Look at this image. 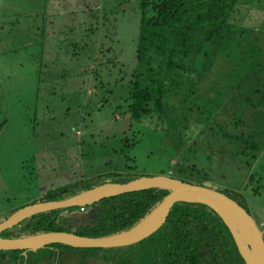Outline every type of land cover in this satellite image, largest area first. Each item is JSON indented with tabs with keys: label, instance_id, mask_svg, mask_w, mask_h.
<instances>
[{
	"label": "trees",
	"instance_id": "16d2710c",
	"mask_svg": "<svg viewBox=\"0 0 264 264\" xmlns=\"http://www.w3.org/2000/svg\"><path fill=\"white\" fill-rule=\"evenodd\" d=\"M121 1L118 4L124 7L129 2ZM83 5L95 19L94 28L92 24L86 28L93 34L99 29L98 13L102 11L89 2ZM110 9L102 16L104 22L109 19L107 15L119 13L113 5ZM70 11L76 13L75 8ZM120 13L124 22L120 27L134 24L138 31L130 94L123 102L125 112L132 126L136 123L158 129L172 146L170 161L175 158L178 162L170 176L193 180L191 173L197 165H188L182 156L185 148L188 146L189 152L206 139L226 151L219 144L220 138L224 146L237 147L234 154L246 159L243 163L248 172L264 149V46L258 42L259 37L264 38V0H136L135 8H123ZM69 52L71 59L79 53ZM255 77L258 84L243 97ZM237 93L242 100L232 104L238 99ZM230 124L234 131L227 130ZM108 176L82 177L74 184L55 186L38 201L64 199L108 181ZM140 176L121 174L113 182L124 183ZM207 180L205 177L201 182ZM168 193L153 188L102 199L93 205L91 220L77 226L67 222L74 208L40 213L11 229L16 231L11 237L49 231L110 235L138 223ZM223 193L235 199L226 190ZM64 250L82 254L64 262L60 258ZM87 260L89 264H246L222 218L207 205L188 202L175 203L159 230L129 246L74 248L56 243L36 252L0 251V264H88Z\"/></svg>",
	"mask_w": 264,
	"mask_h": 264
},
{
	"label": "rangeland",
	"instance_id": "374dc122",
	"mask_svg": "<svg viewBox=\"0 0 264 264\" xmlns=\"http://www.w3.org/2000/svg\"><path fill=\"white\" fill-rule=\"evenodd\" d=\"M87 2L102 11L93 34L86 32L90 24L95 26L91 12L83 10ZM106 2L0 0V222L12 210L40 200L47 190L82 177L109 175L108 181H116L121 174L171 175L176 169L178 159L170 161L172 146L160 131L132 126L125 112L138 31L134 24L120 27V12L135 8L136 0L126 7L118 4L121 0ZM112 5L119 13L107 15L104 22L102 16ZM258 42L264 46L263 37ZM68 50L79 53L71 59ZM257 84L255 77L243 97ZM237 97L232 104L242 100L240 93ZM227 130L234 131L232 124ZM202 142L182 153L188 165H197L189 181L201 184L208 177L224 188L247 206L264 233V157L250 179L246 159L234 154L235 145L224 146L220 138L224 151ZM75 212H80L75 214L78 223L90 217L87 210ZM14 232L1 234L11 237ZM81 254L64 250L60 258L70 262Z\"/></svg>",
	"mask_w": 264,
	"mask_h": 264
},
{
	"label": "water",
	"instance_id": "95a60500",
	"mask_svg": "<svg viewBox=\"0 0 264 264\" xmlns=\"http://www.w3.org/2000/svg\"><path fill=\"white\" fill-rule=\"evenodd\" d=\"M164 189L169 193L138 223L129 229L104 236H82L74 232L49 231L19 237H2L0 251L23 250L36 252L51 244H63L74 248L124 247L138 243L155 233L166 221L175 203H200L209 206L222 218L232 233L238 250L246 264H264V233L253 215L235 199L224 194V188L211 182L199 184L170 175L140 176L128 182L106 181L93 188L60 200H52L26 205L0 222V234L20 227L24 220L52 210L89 206L102 199L147 189ZM72 211L67 222L78 223ZM82 213V212H81ZM90 216V213H88Z\"/></svg>",
	"mask_w": 264,
	"mask_h": 264
},
{
	"label": "crops",
	"instance_id": "0c3cea01",
	"mask_svg": "<svg viewBox=\"0 0 264 264\" xmlns=\"http://www.w3.org/2000/svg\"><path fill=\"white\" fill-rule=\"evenodd\" d=\"M232 147H233V146H232ZM263 157H264V149H263V151L261 152L259 158L254 162L253 166H252V167L250 168V170L248 171V175L251 174V173H250L251 170H253V171L256 170V168L258 167V165H259L260 162L262 161Z\"/></svg>",
	"mask_w": 264,
	"mask_h": 264
},
{
	"label": "flooded vegetation",
	"instance_id": "af4514ba",
	"mask_svg": "<svg viewBox=\"0 0 264 264\" xmlns=\"http://www.w3.org/2000/svg\"><path fill=\"white\" fill-rule=\"evenodd\" d=\"M88 209H89V206H88V207H85V208L74 207V209H72V210H73V211H75V210H80V211H86V210H87V211H88ZM248 211H249V210H248ZM71 212H72V211H71ZM249 212H250V211H249ZM89 213H90V212H89ZM90 220H91V219H90V217H89L87 221L79 222V223H80V224L87 223V222H89ZM166 220H167V219H166ZM259 224H260V223H259ZM77 225H79V224L77 223L76 226H77ZM162 226H163V225H162ZM162 226H161V227H162ZM161 227H160V228H161ZM160 228H159V229H160ZM159 229H158V230H159ZM160 259H163L162 256L158 258V261H160Z\"/></svg>",
	"mask_w": 264,
	"mask_h": 264
}]
</instances>
